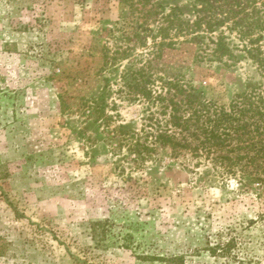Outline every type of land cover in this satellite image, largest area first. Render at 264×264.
Returning <instances> with one entry per match:
<instances>
[{"label": "rangeland", "instance_id": "obj_1", "mask_svg": "<svg viewBox=\"0 0 264 264\" xmlns=\"http://www.w3.org/2000/svg\"><path fill=\"white\" fill-rule=\"evenodd\" d=\"M226 2L0 0V264H264V184L107 133L159 131L169 82L214 107L264 83L246 52L264 57V14ZM100 97L105 116L84 113Z\"/></svg>", "mask_w": 264, "mask_h": 264}, {"label": "trees", "instance_id": "obj_2", "mask_svg": "<svg viewBox=\"0 0 264 264\" xmlns=\"http://www.w3.org/2000/svg\"><path fill=\"white\" fill-rule=\"evenodd\" d=\"M258 1L261 2L258 4ZM242 2L243 0H238L234 5H228L226 2L223 6L220 5V8L234 6L240 9L243 7ZM251 4L253 5L251 14H259V12L264 14V0H252ZM228 12L235 17L244 13L245 9H241L240 12ZM168 17L166 16L167 19ZM249 19L250 22L246 23L247 29L240 27L241 30L238 31L240 37L248 38L253 26L259 25V22L252 17ZM259 39L258 37L249 40V43L257 42ZM251 50L246 52L251 55L250 59L256 64L264 82V57H260L258 50L255 51L256 53ZM214 54L231 56L223 37L215 43ZM146 78L150 80L151 77L147 75ZM102 80L107 79L102 77ZM143 82L149 81L144 79ZM166 85L168 90L164 95L159 93L154 98L159 103H166L163 105L165 109L161 112L164 121L155 119L159 131L153 133L151 130L152 133H148L150 136L140 139L135 132L126 131L124 125H119L107 132L110 140L118 141L117 147L126 145L128 150L141 160L144 154L148 155L153 151V145L170 149L171 156H178L179 152L188 151L194 158L204 157L210 163L217 164V173L221 180L229 178L244 186L253 184L262 186L264 184V83L256 84L255 87L236 95L228 107H214L210 103L201 102L194 98L193 90L186 93L176 82H169ZM129 88H134L136 95L141 98L152 99V93L145 85H129ZM170 90H173L174 94L167 99L166 95L170 94ZM176 97L182 99L176 101ZM85 104L87 112L84 113L90 114L92 111L93 114L105 116V103L101 97ZM148 138L153 140L148 142ZM232 246L231 240L223 246L217 245V248H211L210 252L224 256L230 252ZM179 260V264H182V260Z\"/></svg>", "mask_w": 264, "mask_h": 264}]
</instances>
